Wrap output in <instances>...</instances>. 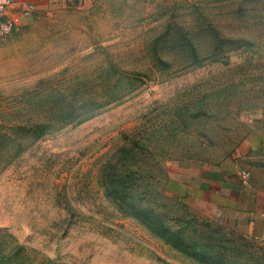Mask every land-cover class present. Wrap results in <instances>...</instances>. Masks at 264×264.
Wrapping results in <instances>:
<instances>
[{
  "label": "rangeland",
  "instance_id": "obj_1",
  "mask_svg": "<svg viewBox=\"0 0 264 264\" xmlns=\"http://www.w3.org/2000/svg\"><path fill=\"white\" fill-rule=\"evenodd\" d=\"M0 43V264H264L224 196L264 0H55Z\"/></svg>",
  "mask_w": 264,
  "mask_h": 264
},
{
  "label": "crops",
  "instance_id": "obj_2",
  "mask_svg": "<svg viewBox=\"0 0 264 264\" xmlns=\"http://www.w3.org/2000/svg\"><path fill=\"white\" fill-rule=\"evenodd\" d=\"M11 1V11L16 12L13 16L15 29L18 31L29 24L34 13L55 0ZM258 136V139H250L249 148L239 160L237 174H245L244 180L239 176L232 179V185L224 196L232 200L239 218L248 221L249 233L264 241V132H259Z\"/></svg>",
  "mask_w": 264,
  "mask_h": 264
},
{
  "label": "built area",
  "instance_id": "obj_3",
  "mask_svg": "<svg viewBox=\"0 0 264 264\" xmlns=\"http://www.w3.org/2000/svg\"><path fill=\"white\" fill-rule=\"evenodd\" d=\"M11 0H0V42L8 38L15 30L13 16L16 12L11 11Z\"/></svg>",
  "mask_w": 264,
  "mask_h": 264
}]
</instances>
